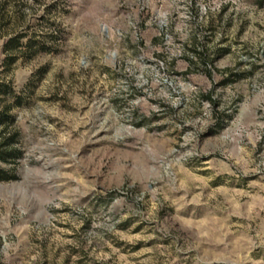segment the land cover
Masks as SVG:
<instances>
[{
  "label": "rangeland",
  "instance_id": "rangeland-1",
  "mask_svg": "<svg viewBox=\"0 0 264 264\" xmlns=\"http://www.w3.org/2000/svg\"><path fill=\"white\" fill-rule=\"evenodd\" d=\"M0 11V264H264V0Z\"/></svg>",
  "mask_w": 264,
  "mask_h": 264
},
{
  "label": "trees",
  "instance_id": "trees-1",
  "mask_svg": "<svg viewBox=\"0 0 264 264\" xmlns=\"http://www.w3.org/2000/svg\"><path fill=\"white\" fill-rule=\"evenodd\" d=\"M3 21H4L3 13L0 11V25L2 24ZM19 46H21V45L19 44L18 37H12V38H9V39L3 41V47L10 49V50L16 49ZM8 92H9V90H7L6 88H2L0 86V93L1 94L6 95V94H8ZM15 102L18 103L19 102L18 99H15ZM9 110H10V108L8 106V107L4 108V111L0 112V126L1 125H7L13 121V118L10 115H8ZM8 146H10L9 143L2 145V148L5 147L6 150H4V151L0 150V162L1 163H5V162H7V160L9 158H13L16 156L15 155L16 152L14 150H9L7 148ZM12 178H13L12 176L8 175V172H6L5 170L0 168V182L10 181Z\"/></svg>",
  "mask_w": 264,
  "mask_h": 264
}]
</instances>
